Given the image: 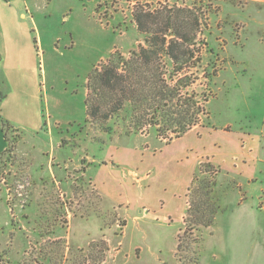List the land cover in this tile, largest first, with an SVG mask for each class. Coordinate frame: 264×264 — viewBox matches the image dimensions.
Here are the masks:
<instances>
[{
    "label": "rangeland",
    "instance_id": "374dc122",
    "mask_svg": "<svg viewBox=\"0 0 264 264\" xmlns=\"http://www.w3.org/2000/svg\"><path fill=\"white\" fill-rule=\"evenodd\" d=\"M163 7L199 18L167 107L197 125L87 124L92 69ZM0 264H264V5L0 0Z\"/></svg>",
    "mask_w": 264,
    "mask_h": 264
},
{
    "label": "trees",
    "instance_id": "16d2710c",
    "mask_svg": "<svg viewBox=\"0 0 264 264\" xmlns=\"http://www.w3.org/2000/svg\"><path fill=\"white\" fill-rule=\"evenodd\" d=\"M133 20L144 46L130 52L128 58L111 53L105 62L92 69L86 81V123L109 133L111 128L107 123L112 119L124 121L132 116L143 119L152 113L154 121L146 124L158 134L164 124L179 126L176 134H185L197 125L194 118L189 119L191 106L187 104L186 109L180 106L175 112L167 107L179 96L177 88L182 87V80L175 81V78L189 61V47L194 46L197 38L199 18L181 9L163 7L156 13L139 10ZM163 59L167 72L162 71ZM1 124L7 125L3 121ZM142 125L139 123L134 128L140 130Z\"/></svg>",
    "mask_w": 264,
    "mask_h": 264
},
{
    "label": "crops",
    "instance_id": "0c3cea01",
    "mask_svg": "<svg viewBox=\"0 0 264 264\" xmlns=\"http://www.w3.org/2000/svg\"><path fill=\"white\" fill-rule=\"evenodd\" d=\"M239 1H243V2H246V3L264 5V0H239Z\"/></svg>",
    "mask_w": 264,
    "mask_h": 264
}]
</instances>
